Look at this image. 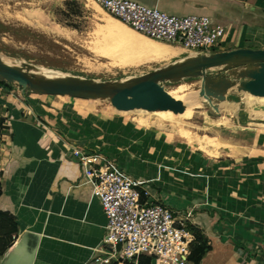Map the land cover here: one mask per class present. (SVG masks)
I'll return each instance as SVG.
<instances>
[{"label":"crops","instance_id":"crops-1","mask_svg":"<svg viewBox=\"0 0 264 264\" xmlns=\"http://www.w3.org/2000/svg\"><path fill=\"white\" fill-rule=\"evenodd\" d=\"M133 1L169 16L210 18L227 33L220 51L264 49V0ZM168 46L181 51L177 57L187 53ZM47 97L0 85V211L18 229L0 264H87L96 254L107 219L71 147L99 153L143 182L151 201L191 212V227L209 246L200 264H264V132L248 128L254 133L239 140L246 153L214 159L98 102Z\"/></svg>","mask_w":264,"mask_h":264},{"label":"rangeland","instance_id":"rangeland-1","mask_svg":"<svg viewBox=\"0 0 264 264\" xmlns=\"http://www.w3.org/2000/svg\"><path fill=\"white\" fill-rule=\"evenodd\" d=\"M29 16H32V22ZM109 16L93 0H0V55L19 64L26 63L36 66L50 75H67L99 82L120 81L141 76L190 55L187 52L168 61L135 68H121L104 54L105 47L115 48L118 52L123 49L125 52L122 46L119 48V44L113 47V40L101 31V20ZM47 24L48 26L45 27ZM183 83L188 85V91L198 92L200 89L198 79L186 80ZM180 84L182 83L166 84L165 89L171 91ZM245 97L237 93H230L228 96L227 101L239 104L241 109L237 116L230 120L229 126L217 125L219 117L203 105L204 109L202 107V110L194 109L195 111L188 114L166 115L161 113L157 115L149 110L147 105L138 110L119 108L117 110L106 102L95 104L101 110H112L114 107L117 111L115 113L126 114L122 115L126 119H144L147 123H152L151 128L159 129L170 140H176L175 142H185L188 136L199 140L203 138L201 141L205 144L209 143L210 146L200 150L208 157L218 159L226 157V152L229 156H233L236 152L244 154L247 145L241 144L239 140L243 138V134L254 133V131L247 130L248 128L258 129V133L259 131L264 132V120L260 121L256 119L257 117L249 115L250 112L244 104ZM47 98L56 102L59 100L69 102L71 99H61L57 96ZM71 101L76 104L87 102L80 99H71ZM156 116L167 117L168 120L160 121L156 119ZM245 140L249 143L251 140L249 135H245Z\"/></svg>","mask_w":264,"mask_h":264},{"label":"built area","instance_id":"built-area-1","mask_svg":"<svg viewBox=\"0 0 264 264\" xmlns=\"http://www.w3.org/2000/svg\"><path fill=\"white\" fill-rule=\"evenodd\" d=\"M104 12L154 41L186 52H220L226 30L205 16L174 17L133 0H93ZM107 219L106 235L87 264H189L195 243L192 213L180 216L151 201L144 183L120 172L101 154L71 147Z\"/></svg>","mask_w":264,"mask_h":264},{"label":"water","instance_id":"water-1","mask_svg":"<svg viewBox=\"0 0 264 264\" xmlns=\"http://www.w3.org/2000/svg\"><path fill=\"white\" fill-rule=\"evenodd\" d=\"M190 79L200 80L198 96L204 100L202 105L216 115L218 105L226 101L230 93L264 97V49L192 52L182 60L141 76L106 82L50 75L36 66L19 64L0 55V83L17 85L27 95L106 102L119 109L138 110L154 104L160 110L173 111L179 102L166 94V84L175 85Z\"/></svg>","mask_w":264,"mask_h":264},{"label":"bare ground","instance_id":"bare-ground-1","mask_svg":"<svg viewBox=\"0 0 264 264\" xmlns=\"http://www.w3.org/2000/svg\"><path fill=\"white\" fill-rule=\"evenodd\" d=\"M28 18L30 19V22H32V16H29ZM101 22H102L101 31L105 33L108 36V38L113 40L114 42L113 47L119 44L120 45L119 48L122 46L125 49V52H123L122 48H121L122 49L121 52H118L115 48H114L115 50L113 48L112 49H107L106 47L104 48L105 50L104 54L109 56L114 61V64H116L117 66L121 68H128V67L135 68V67H140V66L147 65V64L168 61L170 59L172 60L175 57H177L181 52L178 48L170 47L164 43L151 40L139 33H136L135 31L127 27L125 24H123L122 22H120L119 20L111 16H109L106 19H102ZM46 26H48V24L45 25V27ZM109 47L111 48L112 46H109ZM116 54H119V55H116ZM165 91H166V94L172 100H174L175 102H179V104L178 105L176 104V106L173 108V111L171 110L163 111L159 109V106H156L154 104L152 105L148 104L146 107L152 112H155L157 115H161V113L166 114V115L167 114H171V115L188 114V113H191L194 109H201L202 102H204V100L199 98L198 96L199 91L198 92L188 91V85L184 83L178 85L176 88H174L171 91H168L167 89H165ZM245 96L246 97L244 99V104L246 105V109H248V111L250 112L249 115L257 117L256 118L257 120L263 121L264 120V97H254L248 94H245ZM58 97L70 99L69 97H62V96H58ZM91 102H94V101H91ZM114 109L115 108L112 107V110L114 112H117ZM116 109L118 110V108ZM218 109H219V112H218L219 114L217 116L219 118H218L217 125H220V126H229V124L231 123L230 120H232V118H235L238 112L241 110L239 104L229 103L227 100L224 101L223 103H220L218 105ZM134 119H135V122L139 126L151 127L152 123L149 124L144 119H141V118H134ZM156 119L160 121L168 120L167 117H160V116H156ZM201 140L197 138H193L192 136H188L185 138V141L190 145H196L203 149L209 148L210 146L209 143L205 144Z\"/></svg>","mask_w":264,"mask_h":264},{"label":"trees","instance_id":"trees-1","mask_svg":"<svg viewBox=\"0 0 264 264\" xmlns=\"http://www.w3.org/2000/svg\"><path fill=\"white\" fill-rule=\"evenodd\" d=\"M0 85L4 87H11L3 83H0ZM1 195L2 190L0 184V197ZM190 230L195 235V243L191 247L188 261L189 264H200L202 258L209 251V246L207 244L206 238L202 236L197 230H195L193 227H190ZM0 233V258H2L12 245L18 233L15 219L8 212L0 211ZM150 261H153V259L149 257H141L139 264H150Z\"/></svg>","mask_w":264,"mask_h":264}]
</instances>
